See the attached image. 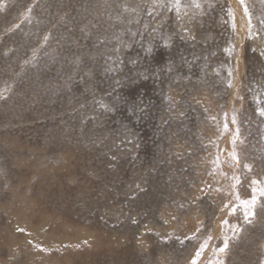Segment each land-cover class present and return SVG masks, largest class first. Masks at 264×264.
Masks as SVG:
<instances>
[{"label": "rangeland", "instance_id": "obj_1", "mask_svg": "<svg viewBox=\"0 0 264 264\" xmlns=\"http://www.w3.org/2000/svg\"><path fill=\"white\" fill-rule=\"evenodd\" d=\"M0 264H264V0H0Z\"/></svg>", "mask_w": 264, "mask_h": 264}]
</instances>
